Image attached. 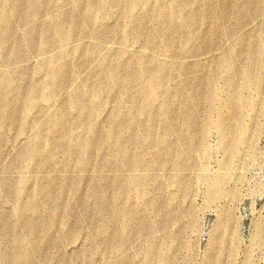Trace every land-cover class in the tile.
Instances as JSON below:
<instances>
[{"label": "rangeland", "instance_id": "obj_1", "mask_svg": "<svg viewBox=\"0 0 264 264\" xmlns=\"http://www.w3.org/2000/svg\"><path fill=\"white\" fill-rule=\"evenodd\" d=\"M0 264H264V0H0Z\"/></svg>", "mask_w": 264, "mask_h": 264}]
</instances>
